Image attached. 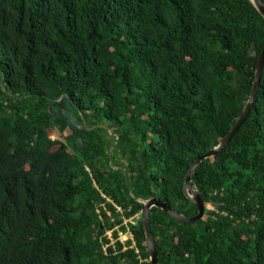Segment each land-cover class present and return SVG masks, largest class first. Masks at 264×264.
<instances>
[{
    "label": "trees",
    "instance_id": "1",
    "mask_svg": "<svg viewBox=\"0 0 264 264\" xmlns=\"http://www.w3.org/2000/svg\"><path fill=\"white\" fill-rule=\"evenodd\" d=\"M259 13L251 0H0V264H151L141 219L122 222L151 198L197 213L185 174L248 99ZM190 184L215 210L184 223L152 207L158 264H264V68L244 123Z\"/></svg>",
    "mask_w": 264,
    "mask_h": 264
},
{
    "label": "water",
    "instance_id": "2",
    "mask_svg": "<svg viewBox=\"0 0 264 264\" xmlns=\"http://www.w3.org/2000/svg\"><path fill=\"white\" fill-rule=\"evenodd\" d=\"M251 1L253 2L257 10L260 12L259 14L264 19V0H251ZM263 68H264V45L262 47L261 53L259 55V58L256 64L252 87H251L248 99L242 109L241 114L237 118L234 125L230 128L226 136L216 146L210 148L208 151H206L202 155L197 156L193 160V162L190 164L185 174L182 190H183L184 195L190 201H192L194 205L197 207V210H198L197 213L194 215H190V216L185 215V214L182 215L176 212L171 207L157 202L155 198H151L147 201L142 202L143 209L141 211V223H142V228H143L144 235H145L146 246H148V253L150 255L151 264H158V261H157V252L155 249V241L152 238V235L150 232L149 210L152 207H156L160 209L162 212H164L165 214H167L168 216H170L171 218L184 222V223L185 222H195L201 219L202 217H204L205 211H206V202L203 198L202 193L199 192L196 188H194L190 184L191 175L193 174L196 166L198 165L200 161H202L205 158H209L215 155L219 150H221L228 143V141L233 137V135L238 131L239 127L244 123L252 107L254 95L258 89L261 75L263 72Z\"/></svg>",
    "mask_w": 264,
    "mask_h": 264
},
{
    "label": "rangeland",
    "instance_id": "3",
    "mask_svg": "<svg viewBox=\"0 0 264 264\" xmlns=\"http://www.w3.org/2000/svg\"><path fill=\"white\" fill-rule=\"evenodd\" d=\"M49 134H50V136H51V138L53 140H60L61 142H64V138H65L66 135L70 134V130H66L64 134H61L59 132L50 130ZM112 135H113L112 131L108 130L107 138H110ZM55 148H57V147H55ZM211 210H215V207L213 206V204H211V203L206 204V211H205L204 217H207V215L209 214V211H211ZM139 219H141V215H139V214L135 215L131 219H124L123 222H122V225H125L128 228L129 225L136 224V222ZM116 229H118V227H116ZM106 235L108 237H111V231L107 232ZM119 239H120L121 242H125L127 239H130V235H128L126 233L124 234L122 232H119ZM111 242H112V240H111ZM149 262H150V258H149Z\"/></svg>",
    "mask_w": 264,
    "mask_h": 264
},
{
    "label": "built area",
    "instance_id": "4",
    "mask_svg": "<svg viewBox=\"0 0 264 264\" xmlns=\"http://www.w3.org/2000/svg\"><path fill=\"white\" fill-rule=\"evenodd\" d=\"M125 223V222H124ZM125 239V238H124ZM119 241H120V239H119ZM121 242V241H120ZM121 243H124V242H121Z\"/></svg>",
    "mask_w": 264,
    "mask_h": 264
}]
</instances>
